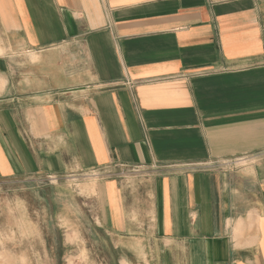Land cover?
Here are the masks:
<instances>
[{
	"label": "crops",
	"instance_id": "1",
	"mask_svg": "<svg viewBox=\"0 0 264 264\" xmlns=\"http://www.w3.org/2000/svg\"><path fill=\"white\" fill-rule=\"evenodd\" d=\"M88 175L117 264H264V0H0V180Z\"/></svg>",
	"mask_w": 264,
	"mask_h": 264
},
{
	"label": "rangeland",
	"instance_id": "2",
	"mask_svg": "<svg viewBox=\"0 0 264 264\" xmlns=\"http://www.w3.org/2000/svg\"><path fill=\"white\" fill-rule=\"evenodd\" d=\"M96 179L0 180V264H117L94 224Z\"/></svg>",
	"mask_w": 264,
	"mask_h": 264
}]
</instances>
